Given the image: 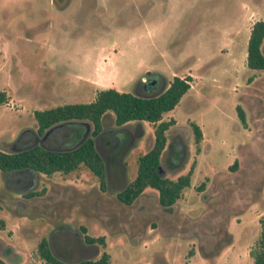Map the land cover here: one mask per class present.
I'll list each match as a JSON object with an SVG mask.
<instances>
[{
	"label": "rangeland",
	"instance_id": "rangeland-1",
	"mask_svg": "<svg viewBox=\"0 0 264 264\" xmlns=\"http://www.w3.org/2000/svg\"><path fill=\"white\" fill-rule=\"evenodd\" d=\"M257 20L264 21V0H72L65 11L48 0H0V151L16 152L24 131L36 135L35 110L93 100L98 89L90 79L101 88L147 96L178 76L188 77L189 88L161 120L174 119L166 144L177 135L185 150L179 165L168 169L163 161L160 168L173 180L192 167L190 184L172 209L159 206L156 191L146 188L145 209L130 211L115 194L135 177L137 157L152 144L153 125H115L106 113L102 137L94 140L104 189L83 165L68 174H35L33 190L64 187L35 204L22 201L0 171V258L46 264L36 255L43 239L63 263L105 252L109 264H251L264 213V157L257 162L253 149L255 110L264 116V70L245 64ZM111 43L119 51L101 57L97 45L107 50ZM146 72L163 79L155 76L157 86L143 88L138 82ZM190 123L201 131L198 143ZM90 125L79 133L83 140L92 138ZM79 128L73 123L66 129L78 134ZM77 134L62 147L50 134L36 135V145L66 150ZM259 150L264 156V146ZM245 162L249 169L243 172ZM84 234L101 237L103 245L84 246Z\"/></svg>",
	"mask_w": 264,
	"mask_h": 264
},
{
	"label": "trees",
	"instance_id": "trees-1",
	"mask_svg": "<svg viewBox=\"0 0 264 264\" xmlns=\"http://www.w3.org/2000/svg\"><path fill=\"white\" fill-rule=\"evenodd\" d=\"M264 40V21H254L250 27L246 43V67L253 71L264 70V55L262 43ZM158 76L163 79L162 75ZM188 77L182 78L173 76L171 81L161 90L153 95L140 96L128 92L117 91L113 88L99 90L95 93L93 100L81 103H66L63 105L35 110L33 112L36 124V132L42 135L43 132L54 125L51 129L60 130L63 139L58 141L62 147L67 138L74 136L75 130L66 129L73 123L69 121H86L91 124V137L84 140L80 145L67 150L42 148L32 145V140L27 132L21 136L20 145H24L20 151L5 153L0 151V171L4 173L5 182L8 187L24 192L25 196L34 194L41 195L43 189L35 192H28L27 187L33 184L35 174L49 176L54 172L68 174L79 165H83L97 178L99 187L104 189L105 176L101 155L94 146L93 137L98 135L102 129V119L106 113H110L115 125H122L126 122L137 120L145 121L153 125V138L150 148L136 159V174L122 190L116 192L115 198L124 205H131L135 199L143 196L146 188L156 191V201L159 206L165 209H172L176 200L180 197L182 190L189 186L192 167L184 174L175 179H169L162 175L161 164L166 161L168 169L181 163L184 144L177 147L166 144L165 131L174 124V119L161 120L164 113L172 110L179 102L181 96L189 88ZM149 89V88H148ZM4 102V95L0 92V104ZM236 116L243 121V112L236 106ZM80 126L81 133L84 129ZM193 133V140L198 143L201 138V131L195 123H190ZM78 136V137H79ZM31 145V146H30ZM172 149L169 157L167 152ZM166 150L162 161L161 155ZM237 161L234 160L229 168H235ZM21 184V185H20ZM28 192V193H26ZM155 199V197H153ZM259 235L255 242V250L252 253L251 264H264V213L258 218ZM84 232V228L81 227ZM83 241L88 244L103 245L101 237L85 235ZM1 251L11 253V248L3 246ZM191 254V253H189ZM36 255L46 264H109V255L102 252L96 259H81L70 263H63L57 260L46 240L37 244ZM0 264H7L0 258ZM27 264H33L29 262Z\"/></svg>",
	"mask_w": 264,
	"mask_h": 264
},
{
	"label": "flooded vegetation",
	"instance_id": "flooded-vegetation-1",
	"mask_svg": "<svg viewBox=\"0 0 264 264\" xmlns=\"http://www.w3.org/2000/svg\"><path fill=\"white\" fill-rule=\"evenodd\" d=\"M71 1L72 0H48V3H49V5H51L57 11H65L66 8H68V6L70 5ZM46 24H47V27L50 26V24H51L50 17L46 21ZM97 46L98 47H97V50L96 51H99L98 53H101V57L102 56H106L107 57L108 55L111 56V54H115V53H117L119 51L117 48H115L114 43H111L110 48L109 49L107 48V50H106V47L105 46H101L100 44L97 45ZM158 74L159 73H156L155 72L152 77H149V72H146L145 73V79H143L142 81H139L138 84L141 85L143 88H155L157 86V84H158V81L155 78V76H158ZM99 77H100V75H99ZM88 82L94 88H97L98 89L97 91L102 90V89H107V88H113V87H110V86H108L106 88H101L99 85H97L99 82L96 80V78L90 79ZM255 113H256L257 116L253 120L254 121V131L256 132L255 138H258V140H256L258 142L255 143V144L257 146L258 145L259 146L257 148L256 145H253V147H256V148H253V149H256L255 152H254V154H256V156H257V160L256 161L259 162L260 159L264 157L262 155L258 156V153L260 151L259 150V147L264 146V116H263V111H261L260 109H258L257 111L255 110ZM105 117L106 116H104L103 119H102V124L103 123L104 124L107 123L104 120ZM27 133L29 134V136H30V138L32 140V144L34 142H37V140H38V138L36 136V135H38L37 132H36V135L34 133H32V132H29V131H27ZM49 134H50V138L52 137V138H54L57 141H60V140L63 139V134L60 132V130H53L52 132L49 131L48 134H46V136H48ZM101 134L102 133L100 132L98 135H96L95 137H93V141L95 140V138L101 139V137H102ZM38 136L40 137L41 135H38ZM21 138H22V136H21ZM21 138L19 139V148L22 149L25 146L24 145L23 146L20 145ZM177 139H178L177 138V135L176 136H173V137L170 138V140H169V142L167 144L173 145V147H177L181 143V142L179 143L180 139H178V140ZM77 140H76V142H77ZM61 150H63V149H61ZM247 169H249V165H247V163L245 162L244 169L242 171L244 172ZM33 187H34V183L33 184H30L29 187H27L26 189H28V192H35L36 190H33L34 189ZM63 188L64 187H58L56 185H53L52 188L48 192L46 191V193L44 192L41 195L34 194L32 196H28L27 197V196L24 195L25 194L24 192H20V197H21V199H23L22 201H24V202L25 201L26 202H32V203H35V204L41 203V202H48L49 199H51L52 197H57L59 195V193H62ZM28 192H26V193H28ZM142 198L143 197H138L137 199H135V205H134V207H132V205H129L128 206L130 208L129 210L132 211V212H137V213L139 212V214L142 213L140 211H143L145 209V207H146L145 200L143 201ZM222 214H223V212H222ZM83 245L84 246H89L91 244L85 243L83 241ZM82 259H86V258H82Z\"/></svg>",
	"mask_w": 264,
	"mask_h": 264
},
{
	"label": "water",
	"instance_id": "water-1",
	"mask_svg": "<svg viewBox=\"0 0 264 264\" xmlns=\"http://www.w3.org/2000/svg\"><path fill=\"white\" fill-rule=\"evenodd\" d=\"M69 123H77V124H86V125H88L89 123L88 122H86V121H69ZM56 125H54V126H52V127H49V128H47L44 132H43V134L41 135V136H46V134L49 132V131H51V129L53 128V127H55ZM91 126V125H90ZM25 132V131H24ZM23 132V133H24ZM84 140H83V134L81 135V137L77 140V142L71 147V148H74V147H76V146H78V145H80L82 142H83ZM32 145H36V142H34ZM31 146V145H30ZM21 150V148H19V149H17V151L16 152H18V151H20ZM67 150V149H66Z\"/></svg>",
	"mask_w": 264,
	"mask_h": 264
},
{
	"label": "crops",
	"instance_id": "crops-1",
	"mask_svg": "<svg viewBox=\"0 0 264 264\" xmlns=\"http://www.w3.org/2000/svg\"><path fill=\"white\" fill-rule=\"evenodd\" d=\"M256 9V8H255ZM249 11H251V9L249 8ZM253 23V22H252ZM252 25V24H251ZM110 87H113L112 85ZM104 88V87H103ZM251 263V262H250Z\"/></svg>",
	"mask_w": 264,
	"mask_h": 264
}]
</instances>
